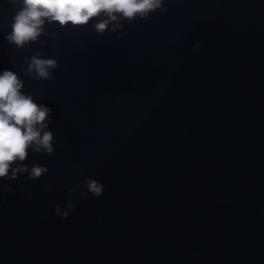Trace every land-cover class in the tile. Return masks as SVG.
Wrapping results in <instances>:
<instances>
[{
	"label": "water",
	"instance_id": "water-1",
	"mask_svg": "<svg viewBox=\"0 0 264 264\" xmlns=\"http://www.w3.org/2000/svg\"><path fill=\"white\" fill-rule=\"evenodd\" d=\"M22 7L0 0V71L50 109L53 151L0 178V264H264V0H162L18 46Z\"/></svg>",
	"mask_w": 264,
	"mask_h": 264
},
{
	"label": "clouds",
	"instance_id": "clouds-1",
	"mask_svg": "<svg viewBox=\"0 0 264 264\" xmlns=\"http://www.w3.org/2000/svg\"><path fill=\"white\" fill-rule=\"evenodd\" d=\"M162 0H23V7L14 17L12 32L7 39L18 46L35 40L46 22H58L64 26L84 25L101 14L108 19L96 24L98 32L107 27L109 21L120 16L132 19L137 14L146 15L160 7ZM55 66L52 59L34 57L29 69L38 76L47 77L48 69ZM23 82L10 69L0 71V178L9 175L15 178L18 172L28 171L24 165L12 167L16 161H24L27 149L34 146L51 153L53 136L46 131L44 121L50 109L34 102L32 96L21 91ZM43 132V135L41 133ZM47 169L33 166L30 178H38ZM87 190L94 196L103 194V185L93 179L87 181ZM65 217L67 213H64Z\"/></svg>",
	"mask_w": 264,
	"mask_h": 264
}]
</instances>
